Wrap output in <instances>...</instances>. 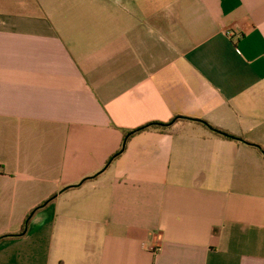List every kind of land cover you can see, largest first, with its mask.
Listing matches in <instances>:
<instances>
[{
  "label": "crops",
  "instance_id": "obj_1",
  "mask_svg": "<svg viewBox=\"0 0 264 264\" xmlns=\"http://www.w3.org/2000/svg\"><path fill=\"white\" fill-rule=\"evenodd\" d=\"M26 1L0 8V237L33 215L0 264H264V0Z\"/></svg>",
  "mask_w": 264,
  "mask_h": 264
},
{
  "label": "trees",
  "instance_id": "obj_2",
  "mask_svg": "<svg viewBox=\"0 0 264 264\" xmlns=\"http://www.w3.org/2000/svg\"><path fill=\"white\" fill-rule=\"evenodd\" d=\"M178 119H185V118H176V119H173L172 121H170L169 123H166V124H163V123H150L146 126H143L141 128H138L136 130H131V131H127L125 132V137H124V142H123V145H122V148L121 150L115 154L108 162V165L114 161L119 155H121L125 149V144H126V141L132 137L133 135L135 134H138V133H141V132H144V131H147L149 129H154V128H158V129H165V128H168L170 127L171 125H173ZM197 122L201 123L202 125H204L207 129H209L210 131L214 132L215 134L221 136V137H224L226 139H230V140H241L239 138H236L235 136H232L224 131H221L219 129H216L212 126H210L208 123L206 122H202V121H198L196 120ZM252 145V144H251ZM254 146V145H252ZM259 150L262 151V149L259 147V146H256ZM263 152V151H262ZM45 205V204H44ZM33 213H31L25 220L24 222V226H23V230L22 232L19 234V235H15V236H3V237H0V241L6 239V238H13V237H21L23 235L26 234V231L28 229V226H29V223H30V220H31V217H32Z\"/></svg>",
  "mask_w": 264,
  "mask_h": 264
},
{
  "label": "rangeland",
  "instance_id": "obj_3",
  "mask_svg": "<svg viewBox=\"0 0 264 264\" xmlns=\"http://www.w3.org/2000/svg\"><path fill=\"white\" fill-rule=\"evenodd\" d=\"M27 3L26 0H0V8L12 9L11 11L14 12H23L27 7Z\"/></svg>",
  "mask_w": 264,
  "mask_h": 264
}]
</instances>
